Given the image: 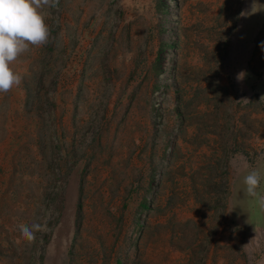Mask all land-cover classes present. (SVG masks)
<instances>
[{"label":"rangeland","instance_id":"374dc122","mask_svg":"<svg viewBox=\"0 0 264 264\" xmlns=\"http://www.w3.org/2000/svg\"><path fill=\"white\" fill-rule=\"evenodd\" d=\"M40 11L0 92V264H264V0Z\"/></svg>","mask_w":264,"mask_h":264},{"label":"clouds","instance_id":"9594fccd","mask_svg":"<svg viewBox=\"0 0 264 264\" xmlns=\"http://www.w3.org/2000/svg\"><path fill=\"white\" fill-rule=\"evenodd\" d=\"M59 0H0V92L7 93L13 86H19L22 77L13 72L10 63L26 52L29 45L41 46L48 41L49 29L41 14L44 8H56ZM264 50V41L259 45ZM246 73L237 74V81H242ZM264 158V157H262ZM260 175L253 170L245 177L248 196H256ZM264 208V197L260 198ZM44 226L33 224L31 227L21 225L20 231L29 242L35 240V232L43 231Z\"/></svg>","mask_w":264,"mask_h":264}]
</instances>
